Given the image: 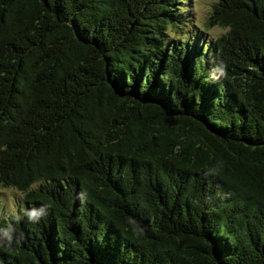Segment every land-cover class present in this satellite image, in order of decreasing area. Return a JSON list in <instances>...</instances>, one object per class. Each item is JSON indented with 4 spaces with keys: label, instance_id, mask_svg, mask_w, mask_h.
<instances>
[{
    "label": "trees",
    "instance_id": "obj_1",
    "mask_svg": "<svg viewBox=\"0 0 264 264\" xmlns=\"http://www.w3.org/2000/svg\"><path fill=\"white\" fill-rule=\"evenodd\" d=\"M188 1L0 0V264H264V0Z\"/></svg>",
    "mask_w": 264,
    "mask_h": 264
},
{
    "label": "rangeland",
    "instance_id": "obj_2",
    "mask_svg": "<svg viewBox=\"0 0 264 264\" xmlns=\"http://www.w3.org/2000/svg\"><path fill=\"white\" fill-rule=\"evenodd\" d=\"M217 0H189L184 8L185 17L189 20L188 28L185 32L178 36V32L171 33L176 38L182 39L187 31L201 34L207 32L211 39L218 37L225 32L221 27L211 28L210 31H205V24ZM192 25H191V23ZM172 37V36H171ZM0 204L2 206L13 209L21 208L24 205V195L15 189H6L0 187Z\"/></svg>",
    "mask_w": 264,
    "mask_h": 264
},
{
    "label": "clouds",
    "instance_id": "obj_3",
    "mask_svg": "<svg viewBox=\"0 0 264 264\" xmlns=\"http://www.w3.org/2000/svg\"><path fill=\"white\" fill-rule=\"evenodd\" d=\"M42 213H43V209H40L39 211H37V210H33V212L30 213V216H31V217H34V218H38V216H39L40 214H42Z\"/></svg>",
    "mask_w": 264,
    "mask_h": 264
}]
</instances>
